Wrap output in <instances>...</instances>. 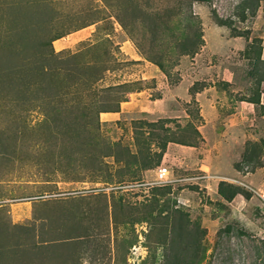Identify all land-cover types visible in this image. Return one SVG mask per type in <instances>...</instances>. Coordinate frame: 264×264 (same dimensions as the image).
Instances as JSON below:
<instances>
[{
    "label": "rangeland",
    "instance_id": "1",
    "mask_svg": "<svg viewBox=\"0 0 264 264\" xmlns=\"http://www.w3.org/2000/svg\"><path fill=\"white\" fill-rule=\"evenodd\" d=\"M27 1L0 0V17L19 15L26 19L32 13L34 23L40 24L53 14L44 12L50 0H34L38 3L35 9L19 13V4ZM54 2L62 12L78 14L81 21L90 14L109 18L110 54L109 58L104 56L108 70L92 85L96 91L131 82H140L135 87L142 90L156 89L153 69L162 70L152 62L155 59L164 62L165 74L172 82L190 68L227 66L235 73V88L240 90L241 99H252L259 92L264 99V80L258 84L259 78L251 75L252 61L245 56L248 41L254 43L255 39H261L264 53V0H211L206 4L193 0H128L126 5L124 0ZM5 3L16 4L10 9ZM98 25L101 23L53 42L54 52L85 53L82 44L96 41ZM198 26L203 30L204 46L193 56L181 55L179 44ZM104 51L83 53L81 61H92ZM18 82L16 98L0 96V264H264L262 107H255L247 125L252 139L245 149H239L237 159L227 161V166L235 169L231 175L160 185L155 173L161 162L154 170L142 173L141 180L133 179L131 173L123 176L126 183L118 186L122 178L119 171L129 169L125 162L118 163L112 157L104 159L112 175L107 182L91 178L75 181L58 170L68 161L64 155L53 153L54 140L46 129L52 120L48 114L51 98L44 92L48 85L41 79L28 85ZM81 88L87 95L85 85ZM160 92H154L153 98ZM92 97L87 95L84 101L95 99ZM57 100L75 103L70 95ZM175 110L180 118L135 111L124 113L114 123L104 122L100 114L104 141L115 150L119 144L136 152L135 133L144 132L149 138L150 128L141 127V123L167 119L164 128L154 132L163 135L169 129L176 136L190 125L200 124L194 102H181ZM186 113L190 117H185ZM152 148L158 150L156 141ZM226 167L220 171L226 172ZM129 168L131 172L136 170L132 165ZM171 170L176 178L190 173L179 171L175 165ZM191 173L187 178L203 174L198 170ZM220 181L243 187L251 198L243 196L246 202L240 206L242 197L238 195L230 205L218 194ZM167 186L171 191L164 197L155 191ZM166 206L170 209L161 211ZM228 226L232 231L226 230Z\"/></svg>",
    "mask_w": 264,
    "mask_h": 264
},
{
    "label": "trees",
    "instance_id": "2",
    "mask_svg": "<svg viewBox=\"0 0 264 264\" xmlns=\"http://www.w3.org/2000/svg\"><path fill=\"white\" fill-rule=\"evenodd\" d=\"M193 1L206 4L211 0ZM127 2L128 0H124V5ZM15 4L8 3L6 5L11 9ZM37 4V1L34 0L24 2L23 5L19 4V13L31 7L35 9ZM242 7H245V3ZM33 9L32 11H34ZM44 12L53 13V16L42 20L40 24L34 23L32 13H28L26 19H21L19 15L8 19L0 17V20L3 21L0 24V96L4 94L9 100L16 98L19 91V80L22 84L28 85L41 79L43 85H48L44 92H47L48 97L51 98L48 114L52 120L46 125V129L50 139L54 140L53 153L64 155L68 161V165L58 169L61 173L70 175L71 179L75 181L91 178L93 181L107 182V180L110 181L112 175L109 174L110 166L104 162V159L112 157L118 163L125 162L129 169L119 171L122 178L118 180V186H122L126 183L123 176L131 173L133 179L141 180L142 173L158 167L170 143L186 146L198 144L201 135L193 125L183 130L179 136L171 133L169 129H165L163 135L156 134L154 131L163 129L164 124L169 121L167 119L141 123V127L148 126L150 128L149 138H145L144 132L135 133L138 138L136 152L119 144L115 150L110 142L105 143L99 120L100 114L110 111L119 112L120 104L127 100L130 93L142 90L141 86L135 87L140 82L112 85L98 91L92 87L98 82L102 73L108 70L106 66L108 60L104 57L109 58L110 54L107 50L110 39L107 36L112 32V25L108 21V16H90L91 14H88L89 18L81 21L78 19V14L62 12L54 0L45 4ZM97 23H101V25H98L96 41L83 43L82 46L85 53L93 54L104 48L103 55L96 56L92 61L83 62V60L81 61L84 53L82 51L76 54L70 52L56 54L54 52L53 42ZM122 26L127 28L125 23H122ZM203 37V30L201 26H198L192 36L187 37L179 44L181 55L193 56L199 53L201 47L204 46ZM261 43V39H255L254 43L248 41L245 49V56L252 61L254 68L251 75L259 78L258 84L264 80V59L262 56L264 53ZM152 62L167 74L163 61L152 59ZM57 65L59 68H56ZM83 85L87 89L88 97L93 96L92 98L95 99L85 102L87 95L84 96L81 91ZM196 89L197 87H194L193 91ZM118 92L123 95L119 96ZM113 93H117V95L114 96ZM261 94L262 92H259L252 99L243 98L242 100L264 109L261 105ZM69 95L73 96L74 104L57 100ZM113 101H116L115 104H112ZM155 141L158 150L152 148V143ZM262 142L264 144V140ZM57 146H60V150H57ZM130 165L135 166L136 170L131 172ZM155 191L164 197L170 193L171 186L156 188ZM218 194L227 203L232 202L238 195H242L246 199H250L252 196L243 187L227 181H220ZM169 209L170 207L166 206L161 211ZM226 230L230 232L232 227L228 226Z\"/></svg>",
    "mask_w": 264,
    "mask_h": 264
},
{
    "label": "crops",
    "instance_id": "3",
    "mask_svg": "<svg viewBox=\"0 0 264 264\" xmlns=\"http://www.w3.org/2000/svg\"><path fill=\"white\" fill-rule=\"evenodd\" d=\"M153 72L155 76L152 77L157 79L156 89L145 87L141 91L131 93L129 99L122 103L119 112H103L101 119L106 123H114L119 121L124 113L135 111H142L150 116L180 118L175 107L181 102H194L201 118L200 124L196 125L201 135L200 141L195 146L170 143L162 164L170 168L175 165L179 171L190 172L182 178L193 175L191 171L195 170L215 176L216 179L234 173L235 169L231 164L227 166V161L237 159L239 149H245L248 140L252 139L247 125L252 121V115H255V105L242 100L240 90L235 88L234 71L221 65L200 70L190 68L177 82H172L170 77L158 68L154 67ZM145 78L147 77L144 76ZM194 87H197L195 91ZM156 91H161L160 95L153 98ZM261 105L264 107V99H261ZM185 117L190 116L186 113ZM262 117L264 118V115ZM225 167L226 172L220 171ZM148 175L149 173H146V176ZM240 196L242 200H239V205L243 206L246 200ZM235 200L229 204L233 205Z\"/></svg>",
    "mask_w": 264,
    "mask_h": 264
},
{
    "label": "built area",
    "instance_id": "4",
    "mask_svg": "<svg viewBox=\"0 0 264 264\" xmlns=\"http://www.w3.org/2000/svg\"><path fill=\"white\" fill-rule=\"evenodd\" d=\"M155 175H156V183L160 184V185H172V184L182 182L185 180H198L199 181L201 179L210 180V179H216L217 178L215 176H210L206 173L200 174L199 176L198 175L192 176L189 178H176V177H174L171 168L167 165H164V164L160 165L157 168Z\"/></svg>",
    "mask_w": 264,
    "mask_h": 264
}]
</instances>
